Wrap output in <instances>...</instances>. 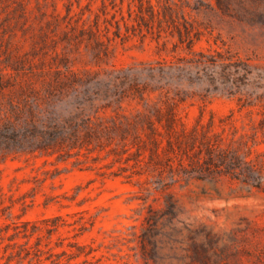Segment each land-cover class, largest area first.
Instances as JSON below:
<instances>
[{"label": "trees", "instance_id": "1", "mask_svg": "<svg viewBox=\"0 0 264 264\" xmlns=\"http://www.w3.org/2000/svg\"><path fill=\"white\" fill-rule=\"evenodd\" d=\"M180 1L129 0L125 15L124 0H102L97 11L90 7L75 11L73 0H69L63 17L68 26L63 30L65 38L86 41L99 67L74 69L66 55L57 53L52 60L43 58L28 68L16 62L11 71L0 70V160L47 156L71 161L81 169L107 168L109 172L100 174L128 181L143 175L155 177L154 191L161 196L153 201L158 205L147 203V196L139 198L147 204L139 235L147 263L150 258L156 263L158 236L165 221L178 215L177 200L169 190L174 182L228 178L250 190H264V164L253 157L258 152L256 146L264 142V103L262 118L250 131L236 126L234 111L217 122L213 112L204 120L201 107L192 124L187 120V104L192 105L196 98L206 102L211 87L234 94L235 81L248 84L254 71L250 63L234 61L229 50L197 48L208 25L187 16L184 7L190 6L191 0ZM256 1L215 0L213 8L227 14L236 3L250 14ZM30 2L0 0V43H11L19 30L25 37L30 33L36 42L50 43L60 20H44L43 12L31 16ZM76 2L80 6V0ZM193 2L190 7L194 10L205 5L203 0ZM41 5L36 0L39 11ZM133 35L150 36L158 53L167 56L127 68L100 67L107 62L114 39ZM196 83L205 85L204 92L194 90ZM257 101L240 97L239 110L257 105ZM59 219V215L42 219L40 223L53 222L44 227L28 219L0 225V264H24L25 260L35 264L43 262L44 253H48L45 259H50V264H59L61 253L48 243L43 249L40 234L45 229L50 237ZM71 246L83 247L78 243Z\"/></svg>", "mask_w": 264, "mask_h": 264}, {"label": "rangeland", "instance_id": "2", "mask_svg": "<svg viewBox=\"0 0 264 264\" xmlns=\"http://www.w3.org/2000/svg\"><path fill=\"white\" fill-rule=\"evenodd\" d=\"M40 1L41 11L36 7V0H31V16H40L43 12L44 20L58 18L60 24L55 27L53 38L50 43L41 44L32 40L30 33L25 37L19 30L11 43H0V70L11 71V64L16 62H23L28 68L40 59L52 60L57 53L61 57L66 55L74 69L98 68L86 41L76 43L65 38L63 30L68 26L63 17L69 0ZM128 1L124 0L123 4L125 15ZM73 2L75 11L80 7L97 11L102 0H80V6L76 0ZM190 2L193 6V0ZM203 4L199 10L184 7L189 18L208 25L207 35L197 48L229 50L234 61H245L253 66L254 77L248 84L235 81L234 94L219 93L211 87L206 102L196 98L192 105L187 104L184 113L192 124L201 107L204 120L213 112L217 122L234 111L236 126L240 130L245 126L246 131H250L251 125L258 124L262 118L260 110L264 103V0L252 4L250 14L236 3L234 10L227 14L213 8L215 0H203ZM236 11L243 16L242 20L236 17ZM88 14L87 11L85 17ZM109 34L112 35V31ZM110 48L111 54L107 62L101 64L102 68H127L167 56L158 53L157 43L150 36L118 37ZM204 86L196 83L194 90L204 92ZM257 96L261 97L256 99ZM240 97L258 100V104L239 110ZM259 138L263 136L260 134ZM256 148L258 152H254L253 157L257 156L264 164V142ZM99 171L109 172L110 169H81L71 161L47 156L0 160V225L26 219L40 223L44 218L61 216L55 221L58 228L50 237L45 229L40 233L43 249L48 248V243L53 251L61 253L59 264H264V190H250L228 178L218 182L195 179L174 182L169 190L177 200L178 215L172 221H165L158 236L156 263L152 258L147 263L142 257L139 236L147 204L139 198L147 196V203L158 205L153 201L154 197L161 196L154 191L156 183L152 180L155 177L143 175L128 181L122 176H103ZM52 223L49 220L40 225L52 226ZM36 236L37 233L31 242ZM76 243L83 247L78 250L71 246ZM47 255L44 253L43 262L35 264H50V259H45Z\"/></svg>", "mask_w": 264, "mask_h": 264}]
</instances>
